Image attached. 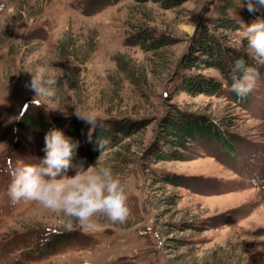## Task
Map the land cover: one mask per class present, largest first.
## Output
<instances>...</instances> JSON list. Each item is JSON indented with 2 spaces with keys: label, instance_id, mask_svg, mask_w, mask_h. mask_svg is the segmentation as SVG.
<instances>
[{
  "label": "rangeland",
  "instance_id": "obj_1",
  "mask_svg": "<svg viewBox=\"0 0 264 264\" xmlns=\"http://www.w3.org/2000/svg\"><path fill=\"white\" fill-rule=\"evenodd\" d=\"M220 1L168 8L163 0H0V264H264V65L256 63L260 79L247 104L225 85L221 96L177 88L188 74L182 61ZM229 15L242 30L256 20L239 8ZM240 31L227 34V45L246 54L235 43ZM144 34L165 46L132 44ZM39 66L59 81L54 98L25 87ZM202 73L224 83L214 69ZM174 110L216 123L229 149L199 141L185 160L154 162L160 120ZM85 111L114 143L67 175L110 167L132 215L124 225L97 218L95 229L68 231L61 215L35 202L11 203L9 170L45 156L28 122H57L66 137L68 125L79 124L89 135L75 115ZM177 176V184L165 182Z\"/></svg>",
  "mask_w": 264,
  "mask_h": 264
},
{
  "label": "clouds",
  "instance_id": "obj_2",
  "mask_svg": "<svg viewBox=\"0 0 264 264\" xmlns=\"http://www.w3.org/2000/svg\"><path fill=\"white\" fill-rule=\"evenodd\" d=\"M260 8H264V0H247L250 13ZM244 41H247L246 45ZM235 43L256 63L264 65V19L257 18L244 26L236 36ZM233 72L238 75L233 77L230 91L238 98L245 99L256 88L260 73L255 67L247 65L243 58L235 60ZM25 87L33 91L35 97L54 98L60 84L49 74L46 66H39ZM75 115L90 126V140L94 129L107 130L106 125L92 112ZM44 142L45 156L38 164L9 170L11 182L7 194L13 205L35 202L45 210L61 215L68 231L77 226L95 229L100 226L97 218H103L112 225L127 223L132 215L129 194L110 167L97 163L96 167L76 171L74 176L69 177L67 173L74 168L79 142L73 143L58 129L50 130ZM97 145L101 150L103 145L98 138Z\"/></svg>",
  "mask_w": 264,
  "mask_h": 264
},
{
  "label": "trees",
  "instance_id": "obj_3",
  "mask_svg": "<svg viewBox=\"0 0 264 264\" xmlns=\"http://www.w3.org/2000/svg\"><path fill=\"white\" fill-rule=\"evenodd\" d=\"M175 1L163 0L165 4H168V8L173 7ZM238 8L244 18L248 20L264 19V8H260L255 13H250L247 10V0H221L217 17L208 26L203 27L199 35L196 34L191 52L182 61L183 69H186L188 74H183L180 78V83L177 86L180 92L190 96H221L224 93L223 87L225 85L228 87V95L232 100L241 105L248 103L250 94L247 98L240 99L230 91L233 77L238 75L233 72L235 60L243 58L247 65L255 67L258 70L254 60L227 45V34L242 30L241 25L229 15L230 9ZM149 38L151 37H146V34L140 35V37L136 36L132 44L141 45L149 51L158 50L166 44L165 41ZM206 69H214L220 73L224 83L203 75L202 71ZM28 124L31 129L38 132L43 142L45 135L50 130L58 129L61 131L62 128V124L58 126L57 122L53 121L43 122L42 120L39 123L31 121ZM82 126L70 123L65 131L73 143L79 142L74 163H80V159L84 156L87 157V163L91 162L93 158L104 153L114 143L110 141L113 138L115 139L112 136L108 137V133L103 132L102 129L96 128L91 134V139L93 136L94 139L90 140L88 132ZM119 133L125 135L124 131H119ZM157 133V144L151 153L156 163L185 160L190 144L199 141L209 142L212 140L224 148L226 147L225 150L229 149L228 143L224 139L226 138L225 131L221 130L210 119H205L203 116L197 114L174 110L160 120ZM97 138L103 145L101 150L97 145ZM82 139H87V142L83 144L81 142ZM180 179L178 176L171 177L170 179L166 178L165 182L177 184L180 182ZM48 249L46 247L41 250L45 252Z\"/></svg>",
  "mask_w": 264,
  "mask_h": 264
}]
</instances>
